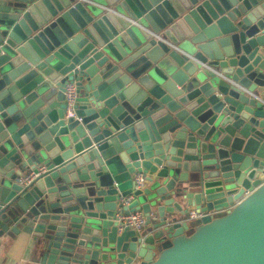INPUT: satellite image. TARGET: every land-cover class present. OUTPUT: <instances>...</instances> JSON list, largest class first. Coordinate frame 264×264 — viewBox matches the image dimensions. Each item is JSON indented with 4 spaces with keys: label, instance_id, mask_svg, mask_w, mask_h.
<instances>
[{
    "label": "water",
    "instance_id": "95a60500",
    "mask_svg": "<svg viewBox=\"0 0 264 264\" xmlns=\"http://www.w3.org/2000/svg\"><path fill=\"white\" fill-rule=\"evenodd\" d=\"M22 235L35 264H264V0H0V244Z\"/></svg>",
    "mask_w": 264,
    "mask_h": 264
},
{
    "label": "built area",
    "instance_id": "2783aa9c",
    "mask_svg": "<svg viewBox=\"0 0 264 264\" xmlns=\"http://www.w3.org/2000/svg\"><path fill=\"white\" fill-rule=\"evenodd\" d=\"M66 104L69 109V114L72 116V106L76 97V87L74 84H68L66 88ZM37 174L31 173L24 179L25 183H30ZM135 188L142 189L145 186V176L143 174H137L134 176ZM135 197L134 194L123 196L122 193L119 195V211L117 214L118 220L122 226L141 232L146 223V215L141 211L130 212L129 214L122 213L123 209H128L133 203ZM203 214H199L195 211L190 212L188 220L194 221L202 218ZM151 217H154L153 215Z\"/></svg>",
    "mask_w": 264,
    "mask_h": 264
},
{
    "label": "crops",
    "instance_id": "0c3cea01",
    "mask_svg": "<svg viewBox=\"0 0 264 264\" xmlns=\"http://www.w3.org/2000/svg\"><path fill=\"white\" fill-rule=\"evenodd\" d=\"M195 222L197 220L192 222V229L198 225ZM30 245L31 240L28 235H22L16 240L7 239L3 241L0 244V264H35Z\"/></svg>",
    "mask_w": 264,
    "mask_h": 264
},
{
    "label": "rangeland",
    "instance_id": "374dc122",
    "mask_svg": "<svg viewBox=\"0 0 264 264\" xmlns=\"http://www.w3.org/2000/svg\"><path fill=\"white\" fill-rule=\"evenodd\" d=\"M196 224H198L199 222L197 221V222H195ZM194 231V230H193ZM193 231H191V233L193 232Z\"/></svg>",
    "mask_w": 264,
    "mask_h": 264
}]
</instances>
